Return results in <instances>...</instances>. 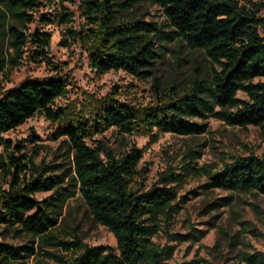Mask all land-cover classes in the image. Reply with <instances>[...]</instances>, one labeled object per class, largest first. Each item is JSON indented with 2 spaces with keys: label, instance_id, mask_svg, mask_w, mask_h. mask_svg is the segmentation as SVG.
I'll use <instances>...</instances> for the list:
<instances>
[{
  "label": "trees",
  "instance_id": "obj_1",
  "mask_svg": "<svg viewBox=\"0 0 264 264\" xmlns=\"http://www.w3.org/2000/svg\"><path fill=\"white\" fill-rule=\"evenodd\" d=\"M69 1L0 0V235L17 231L31 243L37 239L40 246L71 254L64 258L49 251L42 253L57 264H166L177 243H194L203 237V232L196 230L184 234L167 231L186 203V197L178 198L186 178L201 170L206 180L200 188L229 192L216 206L231 207L233 194L264 195V158L248 152L229 156L220 168L198 169L195 160L201 153L189 152L183 165L167 167L144 190L134 184L146 173L138 169L142 153L131 148L117 157L95 137L111 128L152 141L165 133L195 137L207 132L208 119L231 127L264 128V17L259 15L263 3L78 0L82 23L76 28L74 13L64 5ZM140 3L157 5L165 22L131 17L130 10ZM53 5L57 6L55 15L40 13ZM37 14L41 28L30 31ZM49 25L60 29L61 46L79 47L96 76L122 71L138 80L152 78L155 100L138 105L120 100L117 93L101 97L83 93L80 102H69L72 77L59 73L43 80L27 78L4 90L8 74L24 59L59 71L49 54L51 34L42 29ZM174 40L200 51L206 64L194 65L185 89L172 83L160 89L153 67ZM239 92L245 100L237 97ZM36 114L52 126L51 140L62 139L67 144L68 168L36 165V147L28 155L24 143L14 144L4 137ZM57 170L62 172L57 174ZM50 191L55 194L50 200L35 198L36 193ZM76 192L92 219L112 234L115 246H88L76 230L71 241L52 234L64 203ZM250 206L258 212L256 206ZM239 226L242 232L256 235L250 223L239 222ZM162 230L167 244L159 248L152 238ZM37 254L33 245L0 241V264H30ZM240 260L264 264V251L243 252Z\"/></svg>",
  "mask_w": 264,
  "mask_h": 264
},
{
  "label": "rangeland",
  "instance_id": "obj_2",
  "mask_svg": "<svg viewBox=\"0 0 264 264\" xmlns=\"http://www.w3.org/2000/svg\"><path fill=\"white\" fill-rule=\"evenodd\" d=\"M242 5L252 2H261L263 7L259 15L264 17V0H237ZM65 7L74 13L73 26L78 27L82 19L78 12V0L64 3ZM56 5L45 8L40 13L55 15ZM130 16L137 20L164 23L165 19L157 5L140 3L130 10ZM36 22L29 25V30L41 28ZM51 34L49 54L53 62L59 66V71L50 70L45 64L36 65L24 59L3 82V89L10 90L17 87L27 78L48 79L54 74H69L72 77L73 88L69 89L66 101L80 102L83 93L104 96L117 93L118 98L133 104L146 105L155 100L156 89L152 78L138 80L122 71H110L101 76H96L88 67L87 59L77 45L63 47L60 45L61 33L56 25L42 28ZM165 31L170 29L165 27ZM264 35V28L261 30ZM3 44V49H5ZM205 66L206 62L200 51H192L180 42L174 40L166 45L156 59L153 67V76L159 81L162 89L170 83L185 89L189 85L194 73V65ZM257 80H255L256 82ZM239 99H246L243 93H238ZM63 102V100H60ZM53 128L41 114H36L15 130L4 134L5 138L15 143H24L28 155L33 154L35 148L36 165H62V169L69 167L68 147L62 139L53 141L51 135ZM117 157L135 148L142 153L138 163L139 170H146L142 178L134 180V184L142 185L147 190L157 179L158 173L167 167L183 165V157L189 152H200L196 159V166L200 169L208 166L211 169L221 167V162L233 155H246L253 152L264 158V128L247 126L231 127L214 119L207 120V132L191 137L179 136L170 133L158 134L155 141L147 136L121 134L111 128L95 137ZM3 152L0 148V157ZM57 170L56 173H61ZM70 174L66 178L68 180ZM206 178L201 172L186 178L184 185L178 190V198L186 197V203L174 215L167 231L170 233L184 234L192 230L203 232V237L198 242H182L175 245L174 252L166 264H244L240 260L243 252L264 251V195L263 194H233L231 207H217L216 203L230 195L222 190H204L201 185ZM134 186V185H133ZM54 192L36 193L38 200H50ZM250 205L257 207L254 211ZM239 222H248L255 230L256 235L242 232ZM211 224L214 226L212 227ZM77 235L88 246L108 245L115 246L112 234L103 226L97 224L87 211L79 193H75L62 207L61 215L52 234L63 241H71V233ZM1 231V230H0ZM1 233V232H0ZM15 246L33 245L37 255L31 259L30 264H57L52 259L42 255L49 251L56 255L68 258L71 254L54 247L40 246L37 239L33 240L24 233L10 231L0 235V241ZM155 246L162 248L167 244V237L163 230L152 238ZM174 243H169L173 245Z\"/></svg>",
  "mask_w": 264,
  "mask_h": 264
}]
</instances>
